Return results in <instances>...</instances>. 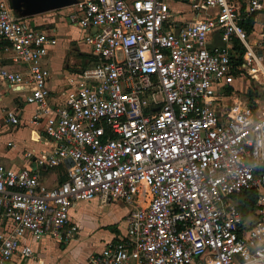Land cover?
<instances>
[{"label":"built area","instance_id":"2783aa9c","mask_svg":"<svg viewBox=\"0 0 264 264\" xmlns=\"http://www.w3.org/2000/svg\"><path fill=\"white\" fill-rule=\"evenodd\" d=\"M68 7L62 22L89 60L54 102L45 59L56 24L0 0V87L24 93L33 129L51 143L21 150L26 166L0 163V264L31 258L44 238H73L70 210L91 200L127 210L123 233L88 264H264V0ZM2 120L21 125L14 109ZM54 169L46 184L41 173ZM248 190L244 222L233 198Z\"/></svg>","mask_w":264,"mask_h":264},{"label":"crops","instance_id":"0c3cea01","mask_svg":"<svg viewBox=\"0 0 264 264\" xmlns=\"http://www.w3.org/2000/svg\"><path fill=\"white\" fill-rule=\"evenodd\" d=\"M73 48L75 49L74 45ZM67 50L68 44L66 47L61 48L59 41L51 49L45 59V64L50 69L48 87L53 91L51 100L54 102H61L63 99L64 94L61 85H64L69 78L70 71L68 72L66 69L62 68L63 59L65 58ZM23 94V92L0 87V163L4 166H26V163L19 157L21 150L32 149L38 152L51 148L50 141L33 129L34 125L30 122V116L34 110V106L23 102ZM3 109H14L18 111L21 125L12 126L4 123L2 120ZM23 125L37 133L30 134L29 139H26V143L29 145L23 143L25 138L17 140L13 137L18 127ZM7 143H9V145H7ZM59 171L58 169H54L42 172L41 176L43 181L46 184H51L52 180L59 174ZM236 197L237 196L233 198V201L237 203ZM74 206L75 204L70 210L72 220L76 212ZM126 210L127 207L125 206V210L121 215L123 222ZM252 217V213L248 212L247 215L243 216L244 222L252 219ZM77 219V223L79 222V230L73 238L61 243H55L48 238H44L32 245L34 254L31 258L21 260L17 257H13L9 264H88L89 256L99 251L106 242L122 234L125 227V223L122 228L119 227L117 223L118 218L116 217H112L110 222L102 225H100L95 218L87 214H81ZM101 226L103 227L102 229Z\"/></svg>","mask_w":264,"mask_h":264},{"label":"rangeland","instance_id":"374dc122","mask_svg":"<svg viewBox=\"0 0 264 264\" xmlns=\"http://www.w3.org/2000/svg\"><path fill=\"white\" fill-rule=\"evenodd\" d=\"M171 5L174 10L176 9L181 12H185L187 10L186 6L182 4L178 5V4L171 3ZM68 9L69 7L67 6V7H63L59 9L58 13L56 12H49V14L39 13L34 18L36 19L35 20L36 22H40V23L45 22V23H42L43 27L47 25L53 26V24L55 23L57 27L58 39L60 41L61 48L66 47L68 44V50H69L73 47L72 43L74 42L78 46L80 45V38H79V33L77 32L75 28L65 25L64 22H62V19H64L63 15L64 13L68 11ZM68 50L65 54V58L63 59V65H62L63 69H66L68 72L70 71V73H74V71H76L77 69L87 66V63L83 57L81 58V57L74 56L72 53H69L70 50L69 51ZM233 85L240 92H244L246 88V81L245 79H240V80L233 82ZM30 134H37V133H35L34 131H31L27 126L23 125V126L18 127L17 132L16 134L13 135V137L17 140H21L25 138L23 143L27 144L26 139H29ZM124 205L125 204L121 202H114V203H107V204L100 205V203L97 204V202L94 200L78 201L74 206V210L76 212L74 214L73 220L75 221L78 220L77 218L81 214H87L95 218L97 222L100 223V225H102L104 223L110 222L112 217H116L118 218L117 223L119 227L122 228L124 225V222H123V219L121 218V215L123 214L125 210V206L127 207V205L125 206ZM102 228L103 227L101 226V229Z\"/></svg>","mask_w":264,"mask_h":264},{"label":"water","instance_id":"95a60500","mask_svg":"<svg viewBox=\"0 0 264 264\" xmlns=\"http://www.w3.org/2000/svg\"><path fill=\"white\" fill-rule=\"evenodd\" d=\"M77 0H8V6L18 17H28L39 13L67 7Z\"/></svg>","mask_w":264,"mask_h":264},{"label":"trees","instance_id":"16d2710c","mask_svg":"<svg viewBox=\"0 0 264 264\" xmlns=\"http://www.w3.org/2000/svg\"><path fill=\"white\" fill-rule=\"evenodd\" d=\"M243 27L246 29V31H249L250 24L249 23L247 24L245 22L243 24ZM69 50H68L69 53H72L74 56L81 57V58L83 57L85 59V61L89 60L88 54L77 52V50H75L73 47ZM236 196H237L236 197L237 198V208L240 210L241 215L242 216L247 215V213L253 209V204H254V200H255V191L254 190H248V191L242 192Z\"/></svg>","mask_w":264,"mask_h":264}]
</instances>
